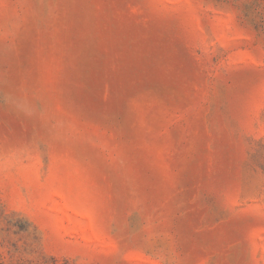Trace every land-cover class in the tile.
Listing matches in <instances>:
<instances>
[{"label": "rangeland", "instance_id": "obj_1", "mask_svg": "<svg viewBox=\"0 0 264 264\" xmlns=\"http://www.w3.org/2000/svg\"><path fill=\"white\" fill-rule=\"evenodd\" d=\"M0 264H264V0H0Z\"/></svg>", "mask_w": 264, "mask_h": 264}]
</instances>
